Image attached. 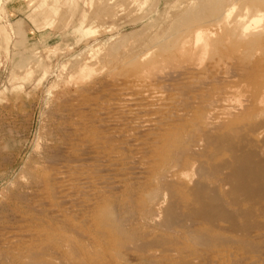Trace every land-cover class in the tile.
Segmentation results:
<instances>
[{
    "label": "bare ground",
    "instance_id": "obj_1",
    "mask_svg": "<svg viewBox=\"0 0 264 264\" xmlns=\"http://www.w3.org/2000/svg\"><path fill=\"white\" fill-rule=\"evenodd\" d=\"M130 40L129 35L120 38L113 44L114 48L112 46L111 48L115 51L129 47L120 56L125 58L132 55L131 71L119 73L120 75L113 78V81L103 85V91L97 99H93L95 104L92 111L83 107L86 120L89 121L87 130L92 134V138H89L90 135L86 133L84 127H81L83 130H78L75 138L79 139V143L85 148L97 146L95 148L105 149L112 158L109 159L111 166L118 164L116 162L119 161V157L115 156V153L119 150V145L122 146L130 139L138 142L143 149L140 151L145 164L149 162L159 166L173 163L183 168L198 164L195 169L199 181L189 190L173 185L174 181L168 184L165 183L167 179L163 181L167 193L175 197L180 195L178 193L180 192L184 196L178 200L173 199L174 201L164 210L160 208L161 213L157 209L160 215L157 213L159 221H156V226L160 234L151 239L146 237L144 241L133 242L129 246L126 243H115L117 240L114 241L115 238L113 240L109 234L101 232L99 235V231L94 234L92 229L88 228V220L85 226L82 223L78 229H73L76 235L85 239L89 250L97 251L94 253L88 250L90 253L85 255L79 252L82 261L78 263L264 264V134L262 138L260 137L264 121L262 120L263 123L260 124L236 123L238 120L242 122L241 119L246 117L248 105L264 106V0H199L198 3H193L181 11L175 23L164 35L157 33L152 37H146L144 41L137 40L132 43ZM154 85L162 87L161 90L169 86L164 89V93L170 92L171 94H168L173 96L174 102L167 103V99L172 98L169 95L168 98L166 95L159 98L158 87L150 91L154 90V96L157 91V102L160 100L161 102L158 104L154 98V104L149 105L152 98L148 96L150 93L148 89ZM216 103L218 105L224 103L221 111L217 112L218 107L215 110ZM150 106L159 112H156L157 115L153 112L156 115L154 118L144 119L143 112L153 110ZM261 111L264 113V110ZM65 131L67 132V135L64 134L65 139L69 142V129ZM256 136L261 139H257ZM183 138L188 147L185 150L173 151L177 140ZM168 148L171 149V153L166 155ZM35 162L37 167L27 178L25 187L37 189L38 193L36 191L35 194L38 199L35 206L27 207L26 203V207L36 215L46 218L48 226L42 232H38V229L28 231V228V232H25L23 229L24 232L20 233L17 239H20L21 245H26L28 249L26 261L22 264H54L52 259L59 255L52 246L57 233L55 223L64 224L65 212L70 201L69 191L73 190H69V150L63 152L57 150L51 154L45 151ZM151 164H148L149 167ZM100 166L99 168L103 169ZM134 167L132 166L130 172ZM147 167L143 169V174L148 176L153 170L150 171L151 169ZM75 170L77 172L78 169ZM123 174L118 173L120 180L124 178ZM138 175L139 173L136 174L137 177ZM74 177L72 174V178ZM113 180L110 181V186H105L108 193L117 191ZM93 181L90 183L93 184ZM106 181L105 178V183ZM88 182L87 189H91L89 187L92 185L89 183L90 186ZM101 183L104 186L103 182ZM87 189L85 191L88 192ZM97 190L96 192L99 191ZM92 192L94 194V191ZM98 228L97 230L100 229ZM176 228L188 229L190 236L188 240L195 238L200 241V245L208 247L210 251L204 254H201L200 250L198 251L200 254L187 253L186 246L190 244L187 245V240L183 242L182 234ZM17 239L15 238V242ZM227 244L235 245L239 252L233 250L231 252L226 248ZM76 247L74 250L78 249ZM9 249L10 246L8 251Z\"/></svg>",
    "mask_w": 264,
    "mask_h": 264
},
{
    "label": "rangeland",
    "instance_id": "obj_2",
    "mask_svg": "<svg viewBox=\"0 0 264 264\" xmlns=\"http://www.w3.org/2000/svg\"><path fill=\"white\" fill-rule=\"evenodd\" d=\"M195 1L0 0V264H22L26 261L28 249L26 245H21L20 239H17L18 235L28 229V231H36L38 229V232H42L48 226L46 218L36 215L27 208L28 206H35L36 199H38L36 198L37 194H35L37 189L25 187L28 182L27 178L37 167L35 161L45 151L51 154L57 150L62 152L69 150V190L73 189L69 191L68 199L70 201L69 207L65 212L64 224L55 223L57 233L52 246L53 249L55 248V252L58 251L59 255L52 259L54 264H71L70 262L79 264L78 262L82 261L81 255L89 254L90 252L97 253L95 250H89L86 247L88 244L85 239L75 234L73 229H78L82 223L86 225L89 222L88 228L92 229L94 234H97V231H99V235L101 232L109 234L113 240L115 238L114 241L117 240L115 243H126L128 246L133 244V242H142L146 237L151 239L160 234V230L156 226L157 217L161 213L160 210L162 208L164 210L172 201L184 196L180 192H178L180 195L175 197L167 193L164 188L165 183H173L174 181L173 185L176 184L175 186L191 189L199 181L195 169L198 164L183 168L181 166L178 167L179 165L177 164L165 163L164 165L160 164V167V165L155 166V164L153 165L146 160V165L140 151L143 149L140 148L138 142L128 139L122 146L119 145V150L115 153V156L119 157V161L116 162L118 164L111 166V160L109 159L112 158L108 156L105 149L101 147L95 148L97 146L85 148L79 143L80 140L75 137L78 130H83L81 127L88 129L89 121L86 120L84 110L91 109L92 111L93 104H95L93 99H97L103 91V85L110 83L113 78L121 73L129 72L132 69L130 62L132 55H128L125 58L121 57L126 51L125 49L129 47L112 50L111 46L114 48L113 44L116 40L129 35V38H131L130 43H132L137 40L144 41L146 37H152L157 33L164 35L175 23L179 13L193 5V3H198L199 0ZM155 86H151L148 89L149 91L147 90L148 93L150 92L148 96L152 98L149 101V105L151 103L154 104V100L157 102L156 98L158 96L159 98H164L166 95V98H168L169 95L171 98L170 92L166 91L167 94L166 92L164 93V89L166 90L169 86L163 87V90H161L162 87L159 85ZM155 88H158L159 94L155 91L154 96ZM152 89L154 90L150 91ZM90 92L92 96H90ZM156 94H158L157 97ZM172 98H168L167 103L174 102L172 101L174 98ZM160 102L161 100L157 103L159 104ZM217 105L218 103L214 107H216L215 110L217 107L219 108L217 109L218 112V110L221 111L224 103ZM249 106L246 109V117L241 119L245 124L240 122V120L236 121V123L238 124L239 122V124L243 125L263 123L264 113L261 110H264V106ZM153 108L152 106L151 109ZM147 112H143L144 119L146 117L154 118L157 115L156 112L159 111L153 109ZM94 115L99 114L94 113ZM65 129H69V142L65 139L67 135V130L65 131ZM262 130V132L260 131L261 138L264 134V129ZM65 133L66 135H64ZM86 133L90 135L89 138H92L89 130ZM260 137L256 136L257 139H261ZM184 140V138L177 140V145L173 151L185 150L188 146L185 145ZM128 141H130V144H128ZM77 148L80 149L78 150ZM170 153L171 149L168 148L166 155ZM98 156L102 161L98 160ZM128 160L133 162H128ZM85 163H87L86 166ZM137 164H139V167ZM148 164H151V166L149 167ZM99 166L103 167V169H100ZM125 166L126 168H124ZM132 166L135 167L130 172L133 169ZM146 167L150 168V171L153 170L148 176L143 174V169ZM38 168L42 169L43 167ZM75 169L79 171L77 170L76 172ZM90 170H92V173ZM100 170L102 171L100 172ZM110 171L113 172L112 175H110ZM118 173L119 175L124 173L126 175L123 174L124 178H126L122 177V180H120L121 177L118 176ZM138 173L137 177L136 174ZM72 174L73 177L75 176L74 178H72ZM99 174H101L100 177ZM102 176L107 179L106 183L105 178ZM85 177L87 180H97L93 181V184L90 183L91 181L88 180V182L86 180L88 184L90 183L92 187L94 186L93 188L89 187L91 189H87L88 185ZM72 179H77L78 183ZM165 179L167 180L165 181ZM112 180L117 187V191L108 193L105 186H110V181ZM101 182H103L104 186H102ZM182 183L187 185L185 186ZM32 189L35 191L33 192ZM86 189L88 192L85 191ZM92 191H94V194ZM157 209H159V213ZM40 217L43 219H40ZM87 220L88 222H86ZM176 230L183 235H181L183 242L187 240V245L190 244L186 246L189 248H187V253L198 254L201 251L200 253L204 254V252L210 251L208 247L200 245L201 243L197 239L193 238V241V239L189 238L188 240V237H190L188 229L176 228ZM15 238L19 244L15 242ZM8 239L13 242H9ZM10 243L12 244L7 245ZM196 243L198 245H195ZM71 245H73V249L70 248ZM9 246L10 249L8 251ZM75 247L78 248L76 249L77 252L74 250ZM194 248H197V251ZM226 248L231 250V252H239L238 247L233 244H227ZM79 252L82 254L80 255ZM76 256L77 258H74ZM72 257L77 260L74 261ZM80 264L82 263L80 262Z\"/></svg>",
    "mask_w": 264,
    "mask_h": 264
}]
</instances>
